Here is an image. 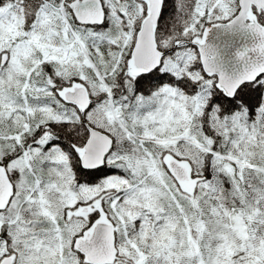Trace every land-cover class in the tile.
<instances>
[{"label": "snow or ice", "instance_id": "1", "mask_svg": "<svg viewBox=\"0 0 264 264\" xmlns=\"http://www.w3.org/2000/svg\"><path fill=\"white\" fill-rule=\"evenodd\" d=\"M0 264H264V0H0Z\"/></svg>", "mask_w": 264, "mask_h": 264}]
</instances>
